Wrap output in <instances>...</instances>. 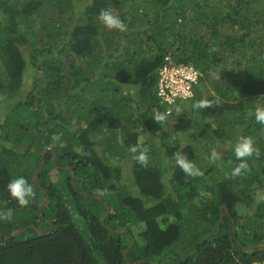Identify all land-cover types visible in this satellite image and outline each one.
Here are the masks:
<instances>
[{
    "label": "trees",
    "instance_id": "trees-1",
    "mask_svg": "<svg viewBox=\"0 0 264 264\" xmlns=\"http://www.w3.org/2000/svg\"><path fill=\"white\" fill-rule=\"evenodd\" d=\"M104 9L128 30L105 27L98 19ZM165 56L199 72L192 96L173 106L156 96ZM229 59L244 66V76L211 81ZM30 73L32 91L23 98ZM201 99L212 102L204 113L192 107ZM258 106H264V0H0V264L263 263L264 250L244 249L264 245V193L254 197L264 192V125L250 115ZM154 109L166 119L155 121ZM204 127L205 142L198 133ZM249 136L259 155L238 160L234 146ZM157 144L172 167L166 184L170 168L161 165ZM132 146L147 150L146 164ZM208 148L221 153L220 161H207ZM176 153L202 174H186ZM241 160L246 169L233 175ZM126 161L128 183L117 166ZM18 176L34 189L27 206L7 191ZM41 189L48 201L38 215ZM104 203L110 213L100 224ZM222 206L228 210L211 232ZM236 206L255 212L238 215ZM75 213L83 223L75 224ZM30 226L51 231L27 228L13 236Z\"/></svg>",
    "mask_w": 264,
    "mask_h": 264
},
{
    "label": "clouds",
    "instance_id": "clouds-1",
    "mask_svg": "<svg viewBox=\"0 0 264 264\" xmlns=\"http://www.w3.org/2000/svg\"><path fill=\"white\" fill-rule=\"evenodd\" d=\"M98 19L108 29H117L120 32H126L128 30V25L123 20H121L118 15L113 14L110 9L102 10L99 14ZM186 95H191V93H186ZM211 104V101L207 99H201L193 103L192 107L195 109H200L210 106ZM153 112V119L155 121H164L166 119V114L161 113L155 109L153 110ZM250 115H254V119L258 124L264 125V106L256 107L254 113H250ZM58 139V136L54 137V140ZM129 151L133 154L138 153V155H135L134 158L140 164L143 165L147 163L148 157L146 149L138 150L136 146H132ZM234 152L238 160L244 157H250L254 153L256 155H259L258 149L254 146V140L250 136L240 138L234 146ZM210 158L215 161L218 158V153L213 150ZM176 163L188 175L198 176L202 174L200 169L197 168L193 162L189 161L181 153H176ZM246 167V163L241 160V163L233 169V175H239L243 169H246ZM7 191L9 195L14 198L21 206L29 205L30 201L35 195L32 184H30L24 176H18L13 178L7 185ZM107 191L108 190L106 188L99 189L100 193L106 194ZM2 218L10 219L11 211H9Z\"/></svg>",
    "mask_w": 264,
    "mask_h": 264
},
{
    "label": "rangeland",
    "instance_id": "rangeland-1",
    "mask_svg": "<svg viewBox=\"0 0 264 264\" xmlns=\"http://www.w3.org/2000/svg\"><path fill=\"white\" fill-rule=\"evenodd\" d=\"M253 36H256V34H253ZM243 62H245V59H243ZM228 65L226 66V67H223L222 68V72H221V74L220 75H215V76H212V78H211V81L212 80H216V79H218V81H219V83L221 84V83H224V84H228V83H231V82H233V80L235 81V82H237V80L239 79V78H241V77H243L244 76V70H245V68H244V66H241V67H237V65L235 64V62H234V59L232 60V59H229L228 60ZM32 74L30 73L29 75H28V83H27V86L25 87V89L23 90V98L26 96V95H28L31 91H32V85H33V83H32V76H31ZM207 89L210 91V93H212V94H214L215 92L213 91V87L209 84V83H207ZM233 90H234V93H240V90L237 88V86L236 87H234L233 88ZM130 93H131V95L133 94V95H135L134 94V91L133 90H130ZM43 94V92H42V90H41V88H38L37 89V91H35V95L37 96V97H39L40 95H42ZM185 108L189 111L190 110V107H188L187 105L185 106ZM196 111H201L202 113H204V110H202L201 108L200 109H197ZM197 122V121H196ZM214 128V127H213ZM212 128V129H213ZM203 130V131H202ZM209 132L210 131H208V129L206 128V127H204V128H201L200 129V131H198V133L200 134V133H203V134H205L204 135V142L205 141H207L208 140V134H209ZM214 133H215V135L216 136H218L219 135V133L218 132H216V131H214ZM147 139H149V137L147 138ZM202 139H200V140H198L199 142H198V145H200V142L202 141ZM191 142V138H190V136H189V134H185V135H183V137H182V143L183 144H188V143H190ZM192 143H194V141H192ZM199 148L201 149V146H199ZM155 152L156 153H159L160 155H161V157L163 158L162 160L164 161V162H161V165H163V166H168L169 165V167L168 168H170L169 169V171H165V173H164V181H163V183H165L166 182V177L168 176V174L169 173H171V171H172V167L170 166V163H168L167 161H166V158H165V149L163 148V147H160L158 144H157V146L155 147ZM212 151H213V149H211V148H208L206 151H204V152H202L203 153V155L207 158V161H213L210 157H211V153H212ZM220 156H221V153H218V158L215 160V161H220ZM235 156V155H234ZM206 158L205 159H200V160H202V161H204V163H206ZM117 166L121 169V174H122V182H125V181H127V183L130 181V176H131V174L129 173V167L131 166V163H130V161H126V162H120V163H118L117 164ZM54 174H56V173H54ZM166 184V183H165ZM259 193V195H257V196H254L255 197V200H259L260 199V197H262L263 196V191H262V189L258 192ZM82 195H84V194H82ZM92 198H94V199H96V197H92ZM43 200H44V198H43ZM42 200V201H43ZM42 201L40 202V204H39V206L41 205V203H42ZM85 201H87V202H89V204H90V206H88L89 208L88 209H90V210H94V207H96V205L94 206V204H96L94 201H91V200H89L88 198L85 200ZM100 201V200H99ZM100 204V203H99ZM101 208V207H100ZM100 208H98V210L101 212L100 213V215H103L101 218H100V221H99V223L101 224V220L105 217V214L106 213H103V210H102V208L100 209ZM235 209L237 210V212H238V215H246V214H250V213H252V212H255V208H251V209H248V208H246V207H244V206H236L235 207ZM97 210V211H98ZM38 215H40L39 214V211H38ZM43 215H54L52 212H44V214ZM71 217H72V219H73V221L75 222V224L77 225V223L79 224V222H76V220H78V219H81L82 217L80 216V215H77L76 213L75 214H72V215H70ZM96 216H98V215H96ZM81 223H83V219H81ZM85 223V222H84ZM85 225V224H84ZM93 228V230H95L96 228L95 227H92ZM88 230V228L87 227H83L82 228V232L85 234L86 233V231ZM97 231H98V234H99V231H100V229H96ZM89 233H90V235H92V232L91 231H89ZM102 234V233H101ZM100 234V235H101ZM97 239V242H96V244H100V245H105V246H107V240L105 239V238H103L102 236H101V238H100V236L98 237V238H96L95 236H94V241ZM128 248H130V246L128 247ZM107 257V256H106ZM106 260L108 261V257L106 258ZM109 260H112L111 258H109Z\"/></svg>",
    "mask_w": 264,
    "mask_h": 264
},
{
    "label": "built area",
    "instance_id": "built-area-1",
    "mask_svg": "<svg viewBox=\"0 0 264 264\" xmlns=\"http://www.w3.org/2000/svg\"><path fill=\"white\" fill-rule=\"evenodd\" d=\"M198 79V70L176 63L169 56H165L164 63L158 69L156 96L162 104L173 106L178 100L189 99L192 96L191 84H196ZM254 264H264V262Z\"/></svg>",
    "mask_w": 264,
    "mask_h": 264
},
{
    "label": "water",
    "instance_id": "water-1",
    "mask_svg": "<svg viewBox=\"0 0 264 264\" xmlns=\"http://www.w3.org/2000/svg\"><path fill=\"white\" fill-rule=\"evenodd\" d=\"M45 152H46V149H45V150L43 151V153H42V161H41V163H40V165H39V168L36 170L35 175L33 176V180H34V181H35V178H36V175H37L39 169H41L42 165L44 164V155H45ZM72 178H73V175H72ZM41 192L45 195V197H44V200L42 201L41 205H40L39 208H38L39 214L41 213L42 208L45 206V204H46L47 201H48V196H47L45 190L41 189ZM96 199L102 201V199H100V198H96ZM104 205H105V208H106V214H105V217L101 220V223H102V224H103V222L105 221V219L108 217V215H109V213H110V207L108 206V204H107V203H104ZM227 210H228V209H227L226 206H222V207H221V209H220V217H219V220H218V222L214 225V227L211 229V232L214 231L215 228L220 224V222L222 221L223 215H224L225 211H227ZM27 228H29V229H33V230L37 231V232L40 233V234H48V233H50V231H51V227H50V226H49V229H48V232H47V233H44V232H43L40 228H38V227L30 226V227H26V228L20 229L19 231H16V232L13 234V236H17V235H19L20 233H22L23 231H25V229H27ZM233 234H235V228H234V227H233ZM210 235H211V233H209V234L206 236V238L209 237ZM133 243H134V242H133V240H132V241H131V244H130V248L133 246ZM130 248H129V249H130ZM256 248H257V249H262V250H264V245H250V246H248V247H245L244 249H246V250H253V249H256ZM127 250H128V249H127ZM127 250H125V251L123 252V256H125ZM141 262H143V261H141Z\"/></svg>",
    "mask_w": 264,
    "mask_h": 264
}]
</instances>
